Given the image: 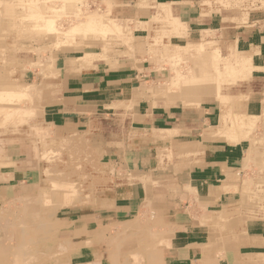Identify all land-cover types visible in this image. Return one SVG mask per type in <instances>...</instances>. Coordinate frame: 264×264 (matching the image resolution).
<instances>
[{"label":"crops","instance_id":"crops-1","mask_svg":"<svg viewBox=\"0 0 264 264\" xmlns=\"http://www.w3.org/2000/svg\"><path fill=\"white\" fill-rule=\"evenodd\" d=\"M248 1L244 8H229L228 14L218 0H111L117 20L134 31L133 50L87 52L106 56L91 66L82 62L85 51L78 55V50L65 48L55 53L56 76L37 87L32 105L49 139H40L37 153L22 137L0 156V208L41 182L46 146L52 145L54 153L66 146L70 154L86 156L89 165L88 175L78 182L87 188L86 208L85 201L66 207L60 218L59 232H64L77 264H112L119 255L110 254L114 242L130 235L141 246L133 245L134 250L143 252L148 244L156 252L153 264H264V175L247 182L250 148L244 141H229L225 133L219 136L230 112L264 121V0ZM160 5L182 25L178 30L166 27L171 36L165 43L182 49L209 31L247 61L250 72L234 101L183 96L190 107L154 105L146 87L157 70L146 59L153 64L147 54L157 49L150 43L159 40L162 30L155 20ZM115 118L129 124L128 138L118 134L111 141L106 128ZM111 168L115 178L107 171ZM255 185L261 193L254 198L250 192ZM138 220L139 228L126 231Z\"/></svg>","mask_w":264,"mask_h":264},{"label":"rangeland","instance_id":"rangeland-1","mask_svg":"<svg viewBox=\"0 0 264 264\" xmlns=\"http://www.w3.org/2000/svg\"><path fill=\"white\" fill-rule=\"evenodd\" d=\"M59 1L24 0L25 3L22 2V4L18 5V9L20 10L21 8V12L26 16L23 19V23H26L21 29L25 30L24 32L26 33H29V29L31 30V32L33 30L35 32H32L31 37L29 39H25L18 37L16 38L13 36L11 37L9 35V31H7V34L5 36L6 39H8L7 47L5 45L4 46L6 48L2 45L0 46V52H3L2 56L0 57V93L2 91L3 93L5 91L6 93H12L13 91L17 92L18 90H21L20 87L25 88L26 86L31 85V83H37L36 86L38 85L37 87L40 88L43 85L42 81L49 82L50 80L55 78L56 73L53 72V65L55 61L54 55L58 52L59 49L61 50L66 48L73 51L78 50V55H80V53L82 54L84 51L85 54H87V52H101L102 50H104L103 52L105 54L117 53V49L120 47H126L130 50H133L134 31L129 30V27L126 26L127 23H123L122 21L117 20L116 12H114V8L117 5H114V2H111V0H72V3L71 1H68L67 3L63 0ZM218 1L220 2V6L225 8L224 12L228 14L229 8H244V0ZM247 1L248 0H246V2ZM21 5H25L27 6V8H23L21 7ZM162 7L164 9V12H170L165 5H160L159 9H162ZM89 16L99 19V21L103 23V27H107L108 30L110 29V32H106V34L104 33L103 35L99 30L86 31L85 33L81 31L77 32L78 30H75L76 25H81L82 20L85 21L87 18H89ZM48 19H50V21H53L54 30L50 31L47 27H45V24L48 22ZM116 23L117 25H120L121 29L118 31L121 32L111 31L113 29V26L116 25ZM158 23L161 25L163 31L161 30L159 32V40H154L155 43L153 44L150 43V45L153 46L154 49H157L156 51L153 50L154 52H152L151 54H147V56L150 55L152 57L151 63L153 64H150L149 60L146 59V63L149 65V67H156L157 70L155 74H152L148 77L149 86L146 87L152 93L154 105L164 104L166 106L181 105L184 107H190L187 105V101L182 98V94H180L182 82L180 81L178 84H173L172 79L176 77V73L178 72H181L182 74L184 73L185 77H189V69L193 67L192 64L197 55L206 54L207 56H216L217 53L219 55L221 54L220 57H222L220 58L222 61L220 64V69L223 74L220 75L217 79V84L216 82H213L211 84L217 86L219 85V94H214V92H211L206 95V98L217 95V98L221 103H231L232 101H234V99L236 98L231 96H234V94L238 91L241 82H243L244 79H247V74H249L250 70L248 65H246L247 68H244L242 71L239 70L241 66H237V63H235L234 61L236 59H239L240 57L237 53L234 52L235 50L233 49L232 45L228 43L226 39L216 37L214 33L208 31L202 34L201 37H198L197 40H190L189 44L185 48L178 49L174 46L171 47L170 43L164 42L165 36H171L167 35V33L165 32L166 27L168 25L171 26V24H169L168 21H158ZM0 25L2 29V24L0 23ZM117 25L116 28L118 27ZM181 27L182 25L180 24L179 28ZM2 36L3 34L1 32V37ZM199 46H202L200 50L198 49ZM169 50H171L172 52ZM4 52H6V55L4 54ZM103 58L106 59V56H93L92 62L93 60ZM173 68L175 69V71ZM230 69L238 70L240 71V73H238L237 75H231L229 74L231 71ZM143 84V88H145V83ZM171 91L173 95H171ZM174 96L175 99H173ZM29 97H22V101L21 99H19V96L13 98V100H0L1 108H5L4 111L0 112V156L3 154H7L8 151L10 152V149L15 147L16 142L21 143L22 137H26L27 140L24 141H27V146L34 145L33 148L35 147L34 149L37 151V153L39 152L37 145H39L40 139H43V136L45 135L49 139V135L47 133L48 130H43L37 123V108L32 106L35 96L32 95ZM240 98H244V96ZM17 102H19L20 104ZM24 113H26L27 115H24ZM229 115H231V112L223 120L227 121V118L229 119ZM263 122L264 121L261 122V120L256 119L254 122L255 126L251 129L252 131L249 130L247 133V137L243 138L242 140L245 142V145L250 148L247 155L248 172L247 174H245V180L247 182L254 183L257 178L259 179L261 174L264 175V145H262V142L264 144ZM104 125H106V123ZM128 127L129 124L127 122L126 124H123L121 120H117V118H115L108 122L106 129L110 133L109 136L111 141H115L117 139L116 137L118 134L126 136L128 138ZM226 130L227 139L229 141H234L232 135L229 136L228 134L231 132V130H229L228 128ZM219 136H222V134H219ZM47 147L48 146L45 147L48 153L45 157L46 168L41 182L35 186H30V192H27V188H24V192H18L20 197L17 198V200H15L13 203H7L6 205L1 206L2 210L4 211L0 209V242L7 243L8 241H6L5 239L11 236V243H16L15 234L13 235L12 225L15 222L19 229L20 227H23V225L21 224L22 222L20 221L25 218L28 213H37V211L38 213H42V215L50 213L51 215H53V218L54 220H56V222L53 224H49L48 229L54 230L58 227V233H56V243L53 244V248L50 252L51 256H47L49 257V260H47L49 261V263L47 262L46 264H77L76 260L72 259V249H70L67 246L68 244L65 243L66 236L64 235V232H59L61 226L60 218L66 212L65 211L63 214L61 213V211H63L62 209L66 208L65 206L61 205L63 202L62 199L65 200L64 197L66 198V194L64 193L66 191V186L68 185V182H71V179L69 180V178L61 179V174L65 173V171L69 168L76 169L77 166L79 167L77 168V170H81L83 168V164L86 163V156L84 157V155L79 154L78 156L72 155L67 151L66 146L63 149H59V152L56 153H54V150L52 151V145L49 146L50 149H47ZM31 157H33V161L35 160L36 162V156ZM257 157L260 158V162H257L255 160ZM95 161L98 160L96 159ZM88 166L86 167L88 168ZM93 168L96 169L95 167ZM107 171H109V174H111V176L115 178L116 172L114 168H111ZM107 171L105 170L100 172L106 174L108 173ZM94 173L96 174L97 171H95ZM75 179V177L72 178V180ZM84 179L83 181H85ZM97 179H99V177ZM78 182H76V186L78 185ZM54 183H56L57 187H54ZM99 184H101V180H97V183H94L95 190L99 191ZM259 186L257 187L255 185L254 189L250 192V194L254 196V198L257 197L256 195L260 192ZM39 188L43 189L44 193H46V196L43 199L46 201H42L43 203L41 202L39 194L37 192ZM86 189L87 188L84 187V189H81L80 191V189L78 188L79 194H77L78 199L83 202L85 201V203L83 204V208H86ZM56 192L60 194L56 196ZM55 198L58 200V202L56 200H53ZM89 199L91 202V196L89 197ZM9 209L11 210L9 211ZM255 210L257 209L255 208ZM16 215L19 219L16 217ZM137 222L138 223L126 227V231L131 232V230L134 228L133 225H135L136 227L141 225L140 220H138ZM114 240H117V238H115ZM133 245L141 247L140 244H136V238L134 239L133 236L130 235L128 238L125 239V241L123 239H120L117 245L115 241L113 249L111 250L112 252H110V254L114 253L116 256V254L118 253L120 255L116 257V261L118 264H142V262L148 264V258L145 255V252H147L148 250V246H142L144 252L143 253L140 248L134 250Z\"/></svg>","mask_w":264,"mask_h":264},{"label":"bare ground","instance_id":"bare-ground-1","mask_svg":"<svg viewBox=\"0 0 264 264\" xmlns=\"http://www.w3.org/2000/svg\"><path fill=\"white\" fill-rule=\"evenodd\" d=\"M45 1V0H44ZM59 1V0H58ZM64 2H68L72 0H63ZM143 1V0H142ZM22 2H24V0H0V14H1V18H0V23L2 24V29L0 27V31L2 32L3 36L1 37V32H0V46H6L7 47V40L6 39V34L7 31H9V35L12 37H18V38H25V39H29L31 37L32 32H35L34 30L31 32V30L29 29V33L24 32L25 30L21 29L24 27L23 23V19L25 16V14H23L21 12V8L20 10L18 9V5L22 4ZM41 2V1H40ZM60 2V1H59ZM186 2H190L191 1H186ZM25 3V2H24ZM47 3V1H46ZM34 4V3H33ZM144 4V3H143ZM146 4V3H145ZM148 4V3H147ZM193 5V4H192ZM152 6V5H151ZM150 6V7H151ZM157 6V5H156ZM164 6V5H163ZM21 7H25L27 8V6L25 5H21ZM147 7V6H146ZM71 8V7H70ZM53 10V9H52ZM169 10V9H168ZM173 10V9H172ZM35 13V12H34ZM45 13V12H44ZM89 13V12H87ZM31 14V13H30ZM33 14V13H32ZM204 14V13H203ZM78 15V14H77ZM83 15V14H82ZM205 15V14H204ZM207 15V13H206ZM98 17V16H97ZM54 19V18H53ZM175 19V18H174ZM178 19V18H177ZM175 19L173 20V18L170 15V12H164V9L162 7V9H159V11H157L156 13V17L155 20L156 21H168L169 24L174 25L175 30H178V28L180 27L179 21ZM79 20V19H78ZM48 22L45 24V27H47L50 31L54 30L53 28V21H50V19L47 20ZM38 22V21H37ZM42 22V21H40ZM44 22V21H43ZM28 23V22H27ZM81 24V23H80ZM184 24V23H183ZM117 25V23H116ZM116 25L113 26V29L111 31H118L121 29L120 25H117L118 27L116 28ZM1 26V25H0ZM33 26V25H32ZM103 23L99 21V19L95 18V17H90L87 18L85 21L82 20V24L81 25H76L75 30L77 32H86V31H96L99 30L102 35L106 32H110L107 27H103ZM173 28V27H172ZM42 29V28H41ZM3 30V31H2ZM48 30V31H49ZM171 30V28H170ZM37 31V30H36ZM41 31V30H40ZM43 31V30H42ZM39 32V31H38ZM37 32V33H38ZM121 32V31H118ZM43 33V32H42ZM45 33V31H44ZM96 34V33H94ZM117 34V33H116ZM172 34V33H171ZM101 35V34H100ZM103 37V36H102ZM147 37V36H146ZM166 37V36H165ZM8 38V37H7ZM168 38V36H167ZM32 39V38H31ZM104 40V39H103ZM204 42V41H203ZM164 43V42H163ZM192 43V42H191ZM103 45V44H102ZM166 45V44H165ZM4 46V47H5ZM5 47V48H6ZM172 47V45H171ZM104 48V46H103ZM163 48V47H162ZM202 48V46H199L198 49L200 50ZM180 49V48H178ZM163 50V49H162ZM35 51V50H34ZM40 51V50H39ZM104 51V50H103ZM171 51V50H169ZM191 51V50H190ZM172 52V51H171ZM193 53V52H192ZM3 52H0V57L2 56ZM4 54L6 55V52H4ZM190 54V53H189ZM38 55V54H37ZM86 57L85 59L82 61L84 64L91 66L92 64V58L94 55H92L91 53H87L85 54ZM221 55V54H220ZM220 55L217 53L216 56L215 55H210L207 56L206 54H200L197 55L194 62H193V67L189 69V77H185L184 73L182 74L181 72L176 73V77L172 79L173 84H178L180 81L182 82V88H181V93L182 94V98H184L183 96L186 97H197V98H201L204 95H208L211 92H214V94H219V85H212L211 83L216 82L217 84V79L219 78L220 75L223 74V72L220 69V64H221V59L222 57H220ZM244 55V54H243ZM102 56V55H99ZM193 56V55H191ZM235 56V55H234ZM97 57V56H95ZM169 57V56H167ZM195 57V56H194ZM44 58V57H43ZM102 58V57H101ZM187 58H188V54H187ZM224 58V57H223ZM42 59V58H41ZM172 59V58H171ZM45 60V59H44ZM232 60V59H231ZM179 61V60H178ZM176 62V61H175ZM191 62V61H190ZM224 62V61H223ZM226 62V61H225ZM235 63H237V66H241V68L239 69L240 71H242L244 68H247V61L244 60L243 58H239L236 59L234 61ZM6 63V62H5ZM173 63V62H172ZM171 63V64H172ZM187 64V63H186ZM190 65V64H189ZM224 65V64H223ZM234 65V64H233ZM36 66V65H35ZM38 67V66H37ZM183 67V66H182ZM50 68V67H49ZM93 68V66H92ZM181 68V67H180ZM187 68V67H186ZM230 68V67H229ZM174 69V68H173ZM185 69V67H184ZM225 70V69H224ZM231 70V69H230ZM172 71V70H171ZM175 71V69H174ZM177 71V70H176ZM240 71L238 70H231L229 74L231 75H237L238 73H240ZM246 71V70H245ZM45 72V71H44ZM49 72V71H48ZM47 72V73H48ZM184 72V71H183ZM262 72V71H261ZM244 73V71H243ZM246 73V72H245ZM252 73V72H251ZM172 74V73H171ZM174 74V73H173ZM248 75V74H247ZM252 76V75H251ZM242 77V76H241ZM187 78V79H185ZM228 78V77H227ZM239 80V79H237ZM245 80V79H244ZM233 81V80H232ZM231 82V80H230ZM236 82V80H235ZM234 84V83H233ZM222 85V84H221ZM228 85V84H227ZM173 86V85H172ZM230 86V85H229ZM168 87V86H167ZM21 90H18L17 92L13 91L12 93H6V91L3 93V91L0 93V100H13V98H16L17 96H19L21 99L22 97H29L32 95H36L38 94V91L36 90L37 86L36 85H28L25 88L24 87H20ZM169 88V87H168ZM167 88V89H168ZM44 89V88H43ZM42 89V90H43ZM151 89V88H150ZM178 89V88H177ZM159 90V89H158ZM166 92V91H165ZM162 93V92H161ZM163 94V93H162ZM161 94V95H162ZM171 95L172 91H171ZM170 95V96H171ZM156 96V95H155ZM164 96V95H163ZM223 96V95H222ZM244 96V95H242ZM240 95V97H242ZM166 97V96H165ZM180 97V96H179ZM213 97V96H212ZM226 97V96H224ZM230 97V96H229ZM233 97V96H232ZM239 97V96H238ZM31 98V97H29ZM168 98V97H167ZM178 98V97H176ZM181 98V97H180ZM235 98V96H234ZM237 98V97H236ZM246 98V97H245ZM248 98V97H247ZM26 99V98H25ZM28 99V98H27ZM175 99V96L174 98ZM172 99V100H173ZM24 100V99H23ZM32 100V99H31ZM169 100V99H168ZM235 100V99H234ZM264 100V99H263ZM22 101V99H21ZM40 101V100H39ZM130 102V100H129ZM19 103V102H17ZM195 102H193L194 104ZM259 103V102H258ZM20 104V103H19ZM133 104V103H132ZM192 104V102L190 103ZM260 104V103H259ZM228 107V106H227ZM25 109V108H23ZM187 109V108H186ZM5 108H1L0 106V112L4 111ZM261 110V109H260ZM20 111V110H19ZM185 111H188L185 110ZM16 112V111H15ZM23 112V111H22ZM261 113V112H260ZM13 114V112H12ZM19 114V112H18ZM26 113H24L25 115ZM11 115V114H9ZM16 115V114H15ZM27 115V114H26ZM30 116V115H29ZM219 116V115H218ZM13 117V116H11ZM229 119L227 118V121L223 120V125H222V131L221 134H224L227 136V128L229 130H231L229 134V136L232 135L235 143L241 142L243 140V138L247 137V133L249 130H251L254 126H255V120L256 118H252L249 116H238V115H234L231 113V115L228 116ZM33 118V117H32ZM226 122V123H225ZM264 123V122H263ZM226 124V126H225ZM211 127V126H210ZM214 128V127H213ZM258 128V127H257ZM171 130V129H170ZM212 130V128H211ZM261 130V129H260ZM209 131V129H208ZM252 131V130H251ZM159 132V131H158ZM204 132V131H203ZM207 132V131H205ZM234 132V133H233ZM156 133V131H155ZM262 133V132H260ZM49 134V133H48ZM51 134V133H50ZM209 134V132L207 133ZM158 135V134H157ZM46 136V135H45ZM254 136V135H253ZM258 136V135H257ZM256 136V137H257ZM39 137V136H38ZM255 137V138H256ZM259 137V136H258ZM257 137V138H258ZM44 138V136H43ZM12 139V138H11ZM19 139V138H18ZM17 139V140H18ZM26 139V138H25ZM227 139V138H226ZM16 140V138H15ZM33 142V141H32ZM35 142V141H34ZM36 143V142H35ZM234 143V144H235ZM28 144V143H27ZM71 145V144H70ZM76 145V144H75ZM74 145V146H75ZM262 145L263 142H262ZM34 146V145H33ZM38 146V145H37ZM80 146V145H79ZM256 146V145H255ZM78 147V146H77ZM76 147V148H77ZM35 148V147H34ZM84 148V147H83ZM170 148V147H169ZM261 148V147H260ZM78 149V148H77ZM81 149V148H80ZM168 149V148H167ZM83 150V149H82ZM33 151V150H31ZM79 152V151H78ZM88 152V151H86ZM85 152V153H86ZM76 153V152H75ZM92 153V152H91ZM78 154V153H77ZM166 154V153H165ZM33 155V153H32ZM78 156V155H77ZM161 156V155H160ZM85 157V156H84ZM83 157V158H84ZM89 157V156H88ZM87 157V158H88ZM158 157V156H157ZM3 158V157H2ZM183 158V157H182ZM93 159V158H92ZM87 160V159H86ZM90 160V159H89ZM88 160V161H89ZM97 162V161H96ZM28 165V164H27ZM88 164L84 163L83 164V168L81 170H76V169H68L65 171V173L61 174V179H65V178H69V180L71 179V182H68V185L66 186V191L64 194H66V198L64 197L65 200L62 199V204L65 207H72L75 205L80 204L81 202L83 203V201H81L80 199L77 198V194H79L78 188L80 189H84V186L80 183H78V185L76 186V182L81 181L80 179L85 175H88L89 171H87V167ZM95 167V165H92ZM19 169L20 166L18 167ZM32 170V169H31ZM40 177V176H39ZM75 177V180H72V178ZM261 178V177H260ZM60 179V178H59ZM264 179V178H263ZM38 181V180H37ZM262 181V180H261ZM55 186L57 187L56 183H54ZM64 184V183H63ZM66 184V183H65ZM42 186V185H41ZM185 187V186H184ZM189 187V186H188ZM7 189V188H6ZM2 192V191H1ZM40 200L42 201H46L43 200L46 196V193H44L43 189L39 188L37 190ZM60 194V193H59ZM58 192L55 193L56 196L59 195ZM7 195V194H6ZM54 195V196H55ZM9 195H7L8 197ZM54 201L56 200L58 202V200L55 198L53 199ZM52 200V201H53ZM53 201V202H54ZM61 202V201H60ZM11 203V202H10ZM22 203V202H21ZM43 203V202H42ZM55 203V202H54ZM17 204V203H16ZM34 204V203H33ZM13 205V204H12ZM2 210V208H0ZM13 209V207H12ZM11 209H9L10 211ZM56 210V209H55ZM158 210V209H157ZM4 211V210H2ZM18 212V211H17ZM13 213V212H12ZM54 213V212H53ZM17 217V215H16ZM18 218V217H17ZM19 219V218H18ZM237 219V218H236ZM141 220V219H140ZM147 220V219H146ZM19 221V220H18ZM7 222V221H5ZM4 222V223H5ZM20 222H22L21 224L23 225V227H20V229L17 227V224L12 225L13 226V235L15 234V241L16 243L13 244L11 243L12 238L11 236H9L7 239H5L6 241H8L7 243L5 242H0V264H46L47 262L49 263V260L47 256L50 255V252L53 248V244L56 243L55 238L57 236L56 233H58V227L54 230H50L48 229L49 224H53L56 222V220H54L53 215H51L50 213L44 214L42 215V213H35V212H31L28 213L27 216H25V218H23ZM146 222V221H145ZM222 224V223H221ZM226 224V223H225ZM228 225V224H226ZM154 227V226H153ZM137 228V227H136ZM135 228V229H136ZM139 228V227H138ZM225 228V227H224ZM152 229V228H151ZM157 229V228H156ZM220 229V228H218ZM228 229V228H227ZM241 229V228H240ZM160 230V229H159ZM167 230V229H166ZM60 231V230H59ZM65 231V230H64ZM67 231V230H66ZM119 231V230H118ZM186 231V230H185ZM225 231V230H224ZM242 231V230H241ZM7 232V231H6ZM11 232V231H8ZM158 232V231H157ZM69 233V232H68ZM124 233V231H123ZM152 233V232H151ZM159 233V232H158ZM229 233V232H228ZM227 233V234H228ZM12 234V233H11ZM117 234V233H116ZM114 234V236L116 235ZM119 234V233H118ZM163 234V233H162ZM166 234V233H164ZM231 234V232H230ZM59 236V235H58ZM111 236V237H114ZM157 236V235H156ZM161 236V235H160ZM110 237V238H111ZM121 237V236H120ZM158 237V236H157ZM163 237V236H162ZM116 238V237H114ZM161 238V237H160ZM91 239V238H90ZM165 239V237H164ZM259 239V238H258ZM66 240V239H65ZM107 240V239H106ZM167 240V239H166ZM166 240L164 242H166ZM239 240V239H238ZM242 240V239H241ZM69 241V240H68ZM115 241V240H114ZM163 241V240H162ZM222 241V240H221ZM63 242V241H62ZM70 242V241H69ZM105 242V241H104ZM113 242V241H112ZM138 242V241H137ZM260 242V241H259ZM103 243V242H102ZM112 243H110L111 245ZM61 245V244H60ZM117 245V243H116ZM264 245V244H263ZM261 245V246H263ZM106 246V245H105ZM112 246V245H111ZM121 246V245H118ZM146 247L148 245H145ZM60 247V246H59ZM159 247V246H158ZM107 248V247H106ZM195 248V247H194ZM200 248V247H199ZM118 249V248H116ZM158 249V248H157ZM61 250V249H60ZM59 250V251H60ZM131 250V249H130ZM168 250V249H167ZM163 251V250H162ZM94 252V251H93ZM112 252V251H111ZM69 253V252H68ZM127 253V252H126ZM144 253V252H143ZM164 253V252H163ZM166 253V252H165ZM164 253V254H165ZM187 253V252H186ZM185 253V254H186ZM155 254L156 252H154V250H151L148 247L147 252H145L146 257L148 258V264H153V260L155 259ZM167 254V253H166ZM264 254V253H263ZM170 255V254H169ZM168 255V256H169ZM174 255V254H173ZM176 255V254H175ZM181 255H184L181 253ZM262 255V254H261ZM51 256V255H50ZM125 256V255H124ZM179 256V255H178ZM186 256V255H185ZM188 256V255H187ZM216 256V255H215ZM193 258V257H192ZM191 259V258H190ZM43 260V261H42ZM99 262V261H98ZM97 263V262H96ZM112 264H118L117 261L115 259H113V263Z\"/></svg>","mask_w":264,"mask_h":264}]
</instances>
